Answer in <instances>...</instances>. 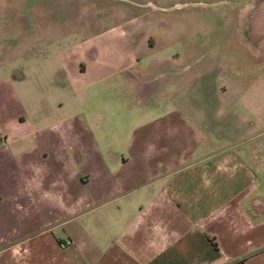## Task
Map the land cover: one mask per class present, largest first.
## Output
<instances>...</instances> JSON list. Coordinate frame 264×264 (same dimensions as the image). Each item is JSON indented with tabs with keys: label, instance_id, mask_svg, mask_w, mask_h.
<instances>
[{
	"label": "crops",
	"instance_id": "0c3cea01",
	"mask_svg": "<svg viewBox=\"0 0 264 264\" xmlns=\"http://www.w3.org/2000/svg\"><path fill=\"white\" fill-rule=\"evenodd\" d=\"M37 5L0 54V264H264V0L211 86L137 28L37 34Z\"/></svg>",
	"mask_w": 264,
	"mask_h": 264
},
{
	"label": "rangeland",
	"instance_id": "374dc122",
	"mask_svg": "<svg viewBox=\"0 0 264 264\" xmlns=\"http://www.w3.org/2000/svg\"><path fill=\"white\" fill-rule=\"evenodd\" d=\"M27 2L38 3L36 7L39 10L35 13L38 21L37 34L56 38L70 29L83 25L81 26L83 30L73 35V40L91 37L89 41L92 42L95 38L93 35L102 29L113 27L115 30L124 29L129 32L130 29L137 28L138 36L144 33L154 40L156 43L154 50L157 53L177 50L180 52L184 49L186 55L197 58L195 69L207 73V81L204 82L209 86L215 81L224 84L221 74L233 66L229 62L230 59L235 63L232 58H236L235 64L241 69L244 65L241 64L243 56L251 58L240 47L242 32L238 28L245 24L244 7L248 6L249 9L255 7L256 0H27ZM20 13V0H0V54L18 53L16 40L20 35V27L25 22ZM87 21L88 27H85ZM169 25L174 30L168 33L172 35V39L173 35L177 36L176 28L179 29L178 40L175 38L171 42H165L166 37L158 34L159 28ZM181 37L192 44L190 49L189 46H181ZM253 61L245 60L250 69L245 67L243 70L247 72L255 70ZM232 96L233 93L228 97Z\"/></svg>",
	"mask_w": 264,
	"mask_h": 264
},
{
	"label": "built area",
	"instance_id": "2783aa9c",
	"mask_svg": "<svg viewBox=\"0 0 264 264\" xmlns=\"http://www.w3.org/2000/svg\"><path fill=\"white\" fill-rule=\"evenodd\" d=\"M0 142H1V139H0ZM70 244H71V240H69V239H65V240H62L59 242L60 247L70 245Z\"/></svg>",
	"mask_w": 264,
	"mask_h": 264
}]
</instances>
